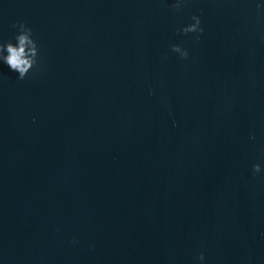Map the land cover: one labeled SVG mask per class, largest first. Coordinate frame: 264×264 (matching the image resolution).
I'll return each mask as SVG.
<instances>
[{"label": "water", "instance_id": "water-1", "mask_svg": "<svg viewBox=\"0 0 264 264\" xmlns=\"http://www.w3.org/2000/svg\"><path fill=\"white\" fill-rule=\"evenodd\" d=\"M176 3L0 0V264H264V0Z\"/></svg>", "mask_w": 264, "mask_h": 264}, {"label": "clouds", "instance_id": "clouds-1", "mask_svg": "<svg viewBox=\"0 0 264 264\" xmlns=\"http://www.w3.org/2000/svg\"><path fill=\"white\" fill-rule=\"evenodd\" d=\"M183 2L184 0H177V3L174 5V7L178 10ZM257 8L258 11L264 10V6L261 5H258ZM192 20L194 23L184 27L182 32L185 35L189 33H199L202 35L204 29L201 26L202 21L200 17L193 16ZM13 27L17 30V35L15 37L16 44L14 45L11 42L7 43L6 45L0 43V61L8 65L12 71L18 73V78L20 80H25L28 78L29 73L32 72L33 69L38 65V44L33 39L32 29L28 27L27 24L18 22L14 24ZM199 38L200 36H197V39ZM171 50L175 53H178L182 59H187L189 57L188 51L179 45H173ZM174 126L178 127L179 125ZM252 139H255V137L253 136ZM261 171L262 169L259 164L253 166L254 174H259ZM204 258V254L201 253L199 259L203 261Z\"/></svg>", "mask_w": 264, "mask_h": 264}]
</instances>
